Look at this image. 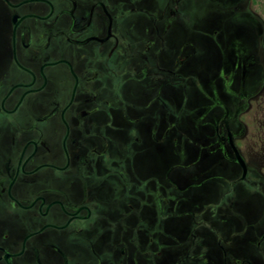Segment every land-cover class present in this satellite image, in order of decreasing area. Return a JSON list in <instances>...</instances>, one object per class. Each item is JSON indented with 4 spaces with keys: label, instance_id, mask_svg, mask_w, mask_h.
<instances>
[{
    "label": "flooded vegetation",
    "instance_id": "obj_1",
    "mask_svg": "<svg viewBox=\"0 0 264 264\" xmlns=\"http://www.w3.org/2000/svg\"><path fill=\"white\" fill-rule=\"evenodd\" d=\"M194 1L0 0V264H264V230L238 251L260 174L236 115L189 105ZM182 121L199 156L170 166ZM204 156L228 176L177 171Z\"/></svg>",
    "mask_w": 264,
    "mask_h": 264
},
{
    "label": "rangeland",
    "instance_id": "obj_2",
    "mask_svg": "<svg viewBox=\"0 0 264 264\" xmlns=\"http://www.w3.org/2000/svg\"><path fill=\"white\" fill-rule=\"evenodd\" d=\"M188 13L191 24H187V36L195 29L198 31L195 36L198 46L197 67L204 76L199 85L204 94L200 91L193 93L196 100L189 105L204 106L209 103V99L211 104L226 107L231 116L236 115L235 122L240 128L239 150L247 161L249 172L260 174L258 180L255 178L256 187L251 189L252 203H247L249 215L243 221L244 228L248 230L236 237L240 246L238 251L252 253L248 238L254 231L264 230V0H195L189 6ZM215 76L218 77L214 80V88H211L208 80L213 81ZM243 98L245 100L242 102ZM199 119V114L194 115L192 124H198ZM183 122L181 131L189 139L178 131L171 135L169 154L166 156L170 166L186 165L199 156L197 152L190 155L189 150L193 142L200 141L199 136L192 132L193 128L189 125L184 126ZM211 161L212 167L210 160L204 156L196 166L177 171L189 176L205 172L228 176L226 168L213 158ZM227 189L224 181L213 180L189 195L204 204L208 195L209 198L213 195L219 198Z\"/></svg>",
    "mask_w": 264,
    "mask_h": 264
}]
</instances>
